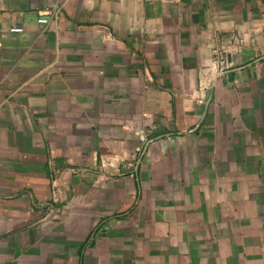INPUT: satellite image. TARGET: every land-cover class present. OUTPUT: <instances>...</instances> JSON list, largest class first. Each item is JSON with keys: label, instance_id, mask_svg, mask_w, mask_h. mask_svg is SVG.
Segmentation results:
<instances>
[{"label": "crops", "instance_id": "1", "mask_svg": "<svg viewBox=\"0 0 264 264\" xmlns=\"http://www.w3.org/2000/svg\"><path fill=\"white\" fill-rule=\"evenodd\" d=\"M0 264H264V0H0Z\"/></svg>", "mask_w": 264, "mask_h": 264}, {"label": "built area", "instance_id": "2", "mask_svg": "<svg viewBox=\"0 0 264 264\" xmlns=\"http://www.w3.org/2000/svg\"><path fill=\"white\" fill-rule=\"evenodd\" d=\"M216 57H217V56H216ZM217 59H218V62H219L222 66L225 65V62L223 61V59H222V57H221L220 55H218ZM56 172H57V171H54V174H53V175L55 176L54 179H53V182H55V181L58 179L57 176H59V175H57L58 173L56 174ZM56 177H57V178H56ZM55 186H56V185L53 186V187H54V190L58 192V189L55 188Z\"/></svg>", "mask_w": 264, "mask_h": 264}]
</instances>
